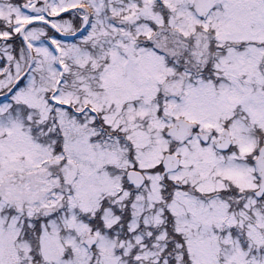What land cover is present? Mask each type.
Masks as SVG:
<instances>
[{"label": "rangeland", "instance_id": "obj_1", "mask_svg": "<svg viewBox=\"0 0 264 264\" xmlns=\"http://www.w3.org/2000/svg\"><path fill=\"white\" fill-rule=\"evenodd\" d=\"M225 1L202 19L192 0H48L51 15L71 12L49 19L64 33L76 32L85 20L80 10L76 27L72 15L79 8L71 7L82 3L92 19L70 38L44 36L48 25L40 20L29 24L31 62L27 49L14 56L8 39L26 21L46 18L44 0H22L34 8L31 12L17 0H0V63L6 64L0 66V96L8 93L0 97V195L5 200H0V264H86L92 252L83 249V239L93 214L103 227L96 233L94 264H129L136 245L141 251L132 264H154L166 245L170 213L185 239L174 248L176 264H185L184 243L192 264H264V200L252 194L259 173L251 162L264 142V3L255 8L242 0ZM139 33L174 44L176 55L151 47L135 50ZM173 38L180 40L172 43ZM115 40L130 50L133 46L130 64L132 57L127 50L121 53ZM190 40L200 45L194 59L201 52L204 61L208 43L213 51L217 69L208 77L192 74L203 66L186 54ZM111 53L114 64H103L98 73ZM170 58L174 63L168 65ZM25 62L28 73L15 84ZM208 63L209 57L201 71ZM182 118L196 128L174 146L181 166L164 179L190 184L199 195L177 185L166 202L161 170L154 167L171 148L173 138L163 129ZM224 124L233 139L227 152L213 145ZM56 130L65 136L59 152ZM203 131L209 134L206 143L200 140ZM135 163L145 169L148 183L133 194L123 188V172ZM230 184L242 194L233 201L211 193ZM128 200L130 226H119L122 238L111 235L122 218L116 209L124 210ZM141 222L145 227L133 233ZM148 226L159 228L150 246L145 235L151 237L154 229Z\"/></svg>", "mask_w": 264, "mask_h": 264}, {"label": "water", "instance_id": "obj_2", "mask_svg": "<svg viewBox=\"0 0 264 264\" xmlns=\"http://www.w3.org/2000/svg\"><path fill=\"white\" fill-rule=\"evenodd\" d=\"M47 2L48 0H45L44 3V11L45 14L47 16H51L48 12H47ZM214 4V0H195L194 1V8L195 11L198 13V15L202 16V17H206L208 12L210 11V9L212 8ZM24 8H26L29 11H32L34 8L32 6H28V4L24 5ZM89 13V11H88ZM59 15V14H57ZM38 20H42L46 23H48L49 25L52 26L53 29H55L57 31L58 34H60L63 37L69 38V37H73L75 35H77L78 33H80L84 27L87 24V20H84L83 24L81 25V27L73 33H64L62 31H60L55 25H53L51 22L45 20V19H41V18H36L34 20L28 21L26 22L20 29V36L22 37V39L25 42V45L27 46V48L29 49L30 53L31 52V48L29 46L28 40L25 36V28L34 21H38ZM201 54V53H199ZM30 58L32 59V55L30 56ZM191 128V124L189 122H187L184 119H178L175 121V123L167 130V133L169 135L174 136L177 139H183L185 138ZM201 137L203 138V140H208V134L207 133H202ZM215 146L217 149L220 150H226L229 148V146L232 143V138L230 136V132L227 128H224L220 135L218 137L215 138L214 140ZM162 164L164 167V171L162 172V176H164V174L168 171L171 170H175L179 167L180 165V157L175 153V152H167L162 160ZM257 165L260 171V176H261V182H260V186L259 188L255 191L256 195L258 197L262 196L264 193V146L261 147L260 151H259V156L257 158ZM127 178L129 179V181L134 184L135 186H141L144 182H145V175L138 169L132 168L129 169L127 172ZM97 241V236L95 235H89L86 237L85 239V243L91 247L95 242Z\"/></svg>", "mask_w": 264, "mask_h": 264}, {"label": "trees", "instance_id": "obj_3", "mask_svg": "<svg viewBox=\"0 0 264 264\" xmlns=\"http://www.w3.org/2000/svg\"><path fill=\"white\" fill-rule=\"evenodd\" d=\"M17 2L20 4L22 2V0H17ZM74 11V10H73ZM73 13V12H72ZM71 15V12L70 11H67L65 13H62L61 14V17L63 16H70ZM81 11L78 10V12L75 14V15H72L74 16V23L77 25L76 27H78L80 25V21H81ZM0 24H1V21H0ZM38 24V23H36ZM4 29L8 30L7 28V24H2ZM47 27V30H48V33L45 34L44 36H48L50 34H55V35H58L53 29H51L49 26H46ZM11 30V29H10ZM12 31V30H11ZM13 33V38H10L8 39V45L10 46L11 48V53L14 54V56H19L22 52L25 53L26 51V47H25V44L23 42V40L21 39V37L19 36V31H12ZM59 36V35H58ZM208 52V51H207ZM26 64L27 62L24 63V66L26 67ZM210 65L208 66V69H209ZM24 70V68L22 69V71ZM208 72V70H207ZM207 72H203V76L207 75ZM20 74V73H19ZM209 75V73H208ZM55 145H57V147L55 148L57 151L59 150L58 147H60V137H57L56 138V141H55ZM137 163H135L136 165ZM160 165V164H159ZM155 166L154 167V171L158 170L159 168L161 169V165L159 166ZM126 185H129V187L132 189V193L134 194L135 193V188L128 184L126 181H125ZM172 184V182H171ZM183 188L189 190V191H195L194 187L190 184H183L182 185ZM229 187V186H228ZM172 188V195H173V189H174V186L172 185L171 186ZM171 190H162L164 196L169 199L170 196H171V193H170ZM195 193H198V191L196 190ZM240 191L238 189H236V185H230V188H222L220 189L219 191L215 192L214 195H219L221 196V198L227 200V201H233V199H235V195H240ZM132 200H128L123 208L126 212H128V209L130 208V203H131ZM166 212V211H165ZM121 214H124L121 213ZM165 216L168 215L167 213L164 214ZM121 221L120 222H117L115 224V227L113 229H111V235H116L120 238H122V235L119 233V226L122 224L125 228L129 227V219H130V215H125V217L122 215V218H120ZM169 219V218H168ZM171 219V217H170ZM169 221V220H168ZM91 226H93L94 229H99V227H102L101 223H97V221H91L90 222ZM141 227H145L144 224L141 222L140 225H139V228L138 229H134L132 232L133 233H136L137 231H139V229ZM148 228H152V226H148ZM103 227L100 229L102 230ZM165 229H166V238H165V242H167L165 248L163 249L160 257H159V262L158 264H160L164 257L165 256H169L170 259H169V262L168 264H176V261L174 260L173 258V255H174V247L176 246V242L177 241H182L184 242V236L182 234V232H178L175 228L172 227V224L171 223H167L166 226H165ZM157 233V232H155ZM145 242L147 243V245H151L152 241L154 240L155 238V235L153 234V236H151V238H148V236H145ZM182 249V253L184 254V256L182 257L181 261L184 262L185 264H192V261L190 259L187 258V255H188V250L187 248L185 247V243L180 247V251ZM139 251V250H137ZM263 252V251H262ZM156 264V263H155Z\"/></svg>", "mask_w": 264, "mask_h": 264}, {"label": "flooded vegetation", "instance_id": "obj_4", "mask_svg": "<svg viewBox=\"0 0 264 264\" xmlns=\"http://www.w3.org/2000/svg\"><path fill=\"white\" fill-rule=\"evenodd\" d=\"M218 1H220V0H215L214 1V6L212 7V9L210 10V12L208 13V15H207V17L205 18V19H207V18H209V14L211 13V11L215 8V6L217 5V3H218ZM194 2V0H192V3ZM228 2V0H226L225 1V4ZM238 2V1H237ZM242 2H246V4L248 5V6H250V7H255V8H257V7H259V8H262L263 6H262V4L264 3V0H242ZM229 3V2H228ZM231 3V2H230ZM236 3V2H235ZM234 2H232V5H234L235 4ZM230 5V4H229ZM260 5V6H259ZM114 23L117 25V22H116V20L114 19ZM152 23V25H153V23H154V21L153 22H151ZM114 24V25H115ZM132 26V25H131ZM264 33V32H263ZM176 35L177 36H180L178 33H176ZM138 38H139V43L140 44H138L137 46H136V48H135V50L136 49H138L139 47H151V49H153V50H155V51H158V50H160V51H163L164 53H169V54H173V55H176L175 54V50L173 49V45L172 44H170V45H172V47H170L168 44H164V42H163V40H160L159 41V39L157 38V34H156V36H154V38H148V40L147 39H144V38H140V33H139V36H138ZM157 39V40H156ZM180 39H181V36H180ZM179 38H173V40H172V43H178L177 42V40H180ZM145 40H147V41H145ZM208 40H209V38H208ZM191 41V40H190ZM192 42V45H189L188 47L190 48V51H189V53L190 54H195V50H196V48L197 47H200V45H198V44H196V43H194L193 41H191ZM262 42V41H261ZM262 43H264V42H262ZM114 45H116L118 48H119V50H120V52L122 53V51H123V53H125L126 52V50H127V54L130 56V57H132V58H130L131 59V61L129 60V64H130V62H132L133 60H134V57H133V46H132V48H131V50L129 49V44H127V46H126V43L123 41V42H116V40H115V42H114ZM263 46H264V44H262V48H263ZM205 47V46H204ZM208 46H206V48H207ZM210 47V46H209ZM129 51V52H128ZM206 51H207V49H206ZM112 54V53H111ZM109 54V58H108V60H105V61H103L101 64H99L98 65V73H100V71H101V69H102V65L103 64H109V65H113L114 64V55L115 54ZM263 54H264V50H263ZM263 57H264V55H262V59H263ZM261 59V60H262ZM262 62V61H261ZM30 181V180H29ZM1 183V182H0ZM32 185V181H30V183H29V185ZM0 200H2V201H5L4 200V196L3 195H0ZM9 203V202H8ZM13 206V205H12ZM116 212L118 213V214H121V213H123V210H116ZM95 217H97L96 215H95ZM91 229V228H90ZM87 230V234L89 233H94V231H92V230ZM97 246L98 245H96L95 247H93L90 251L92 252L91 253V258H93V257H95V255H97L99 252H98V249L99 248H97Z\"/></svg>", "mask_w": 264, "mask_h": 264}]
</instances>
